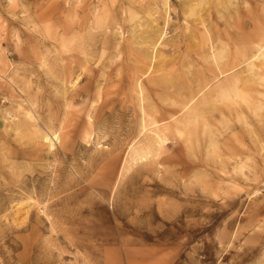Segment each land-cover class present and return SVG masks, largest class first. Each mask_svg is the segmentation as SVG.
I'll list each match as a JSON object with an SVG mask.
<instances>
[{"label": "rangeland", "instance_id": "374dc122", "mask_svg": "<svg viewBox=\"0 0 264 264\" xmlns=\"http://www.w3.org/2000/svg\"><path fill=\"white\" fill-rule=\"evenodd\" d=\"M196 1L0 0V264H264V0Z\"/></svg>", "mask_w": 264, "mask_h": 264}, {"label": "bare ground", "instance_id": "6f19581e", "mask_svg": "<svg viewBox=\"0 0 264 264\" xmlns=\"http://www.w3.org/2000/svg\"><path fill=\"white\" fill-rule=\"evenodd\" d=\"M203 1H204V0H202V1H200V2H199V1L197 2V1H196V2H197L196 5H197V6H198V5L200 6L201 3H203ZM206 1H207V0H206ZM166 2H167V0H166ZM207 2H209V0H208ZM219 4H220V3H219ZM165 5H166V4H165ZM194 6H195V5H194ZM203 6H204V5H203ZM191 9H192V8H191ZM201 9H202V8H201ZM201 9H200V10H201ZM192 10H193V9H192ZM197 10H198V9H197ZM200 10H199V11H200ZM202 10H203V9H202ZM190 13H191V12H190ZM198 20H201V19H198ZM201 21H202V20H201ZM201 24H202V23H201ZM215 31H216V30H215ZM217 31H218V30H217ZM208 32H209V31H208ZM207 34H208V33H207ZM209 35H211V33H210ZM258 35H260V37H259V42H258V45H257L258 47H257V46H256V47H257V50H261V49H264V30L261 29L260 32L258 33ZM255 54H256V53H255ZM256 55H258V56L260 55V56L262 57V62H264V50H262V52H261L260 54H256ZM258 56H257V57H258ZM260 56H259V57H260ZM220 57H221L220 53H218V54H212V58H213V60H216V58H217V59H220ZM257 57H256V58H257ZM254 75H255V74H254ZM260 77H261V76H259V74H258V78H260ZM260 79H261V78H260ZM55 138H56V137H54V139H55ZM56 139H57V138H56ZM159 139H160V138H159Z\"/></svg>", "mask_w": 264, "mask_h": 264}]
</instances>
